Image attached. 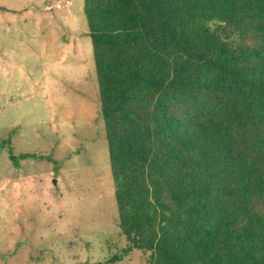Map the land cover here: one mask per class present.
<instances>
[{
  "label": "trees",
  "instance_id": "1",
  "mask_svg": "<svg viewBox=\"0 0 264 264\" xmlns=\"http://www.w3.org/2000/svg\"><path fill=\"white\" fill-rule=\"evenodd\" d=\"M84 12L123 252L264 264V0H84Z\"/></svg>",
  "mask_w": 264,
  "mask_h": 264
},
{
  "label": "rangeland",
  "instance_id": "2",
  "mask_svg": "<svg viewBox=\"0 0 264 264\" xmlns=\"http://www.w3.org/2000/svg\"><path fill=\"white\" fill-rule=\"evenodd\" d=\"M127 244L84 0H0V264H145Z\"/></svg>",
  "mask_w": 264,
  "mask_h": 264
},
{
  "label": "built area",
  "instance_id": "3",
  "mask_svg": "<svg viewBox=\"0 0 264 264\" xmlns=\"http://www.w3.org/2000/svg\"><path fill=\"white\" fill-rule=\"evenodd\" d=\"M65 2L66 3H69L70 2V0H65ZM58 7H61V3H55V4H52V3H48L46 6H45V8L46 9H54V8H58Z\"/></svg>",
  "mask_w": 264,
  "mask_h": 264
},
{
  "label": "water",
  "instance_id": "4",
  "mask_svg": "<svg viewBox=\"0 0 264 264\" xmlns=\"http://www.w3.org/2000/svg\"><path fill=\"white\" fill-rule=\"evenodd\" d=\"M54 182H56V179H54Z\"/></svg>",
  "mask_w": 264,
  "mask_h": 264
}]
</instances>
